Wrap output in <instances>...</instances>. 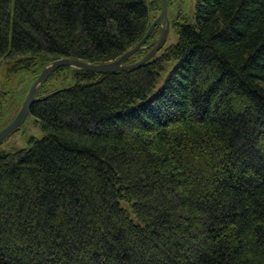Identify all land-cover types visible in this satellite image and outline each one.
Here are the masks:
<instances>
[{"label":"trees","instance_id":"obj_1","mask_svg":"<svg viewBox=\"0 0 264 264\" xmlns=\"http://www.w3.org/2000/svg\"><path fill=\"white\" fill-rule=\"evenodd\" d=\"M160 9L0 0L6 79L113 60ZM192 16L134 69L60 67L47 78L68 69V87L41 84L29 115L42 136L0 150V264H264V0H194Z\"/></svg>","mask_w":264,"mask_h":264},{"label":"rangeland","instance_id":"obj_2","mask_svg":"<svg viewBox=\"0 0 264 264\" xmlns=\"http://www.w3.org/2000/svg\"><path fill=\"white\" fill-rule=\"evenodd\" d=\"M194 10V0H168L167 14L170 22L169 32L163 48L157 52L160 54L164 48L168 45L176 42L177 34L175 29L172 27V21L178 16V20L182 23L184 18L192 19ZM161 30V27H160ZM158 38V37H157ZM157 38L153 39L150 43L154 42ZM9 62L0 63V91L9 92L10 98L6 103L5 115L0 119V129L8 124L16 115L18 103L20 99L25 97L32 81L31 72H20L16 75L6 79ZM32 71H36L34 67ZM74 81L71 71L64 70L59 72H53V74L47 78L43 83L42 89L45 92L55 91L63 87H68ZM11 97H13L11 99ZM42 130L38 123L34 121L33 116L28 115L21 125L20 129L13 134L6 137L0 143V150H14L28 147L30 137L40 138L42 136Z\"/></svg>","mask_w":264,"mask_h":264},{"label":"water","instance_id":"obj_3","mask_svg":"<svg viewBox=\"0 0 264 264\" xmlns=\"http://www.w3.org/2000/svg\"><path fill=\"white\" fill-rule=\"evenodd\" d=\"M167 18V1L161 0V9L160 13L154 18V20L149 25L147 31L143 35V37L130 49H128L126 52H124L121 56L107 61V62H101V63H90L87 61H82L78 59L73 58H60L56 59L54 61H51L47 66H45L41 72L38 74V76L33 80L31 83L23 101L22 104L17 111L14 118L6 124L2 129H0V143L9 135L16 132L21 125L23 124L24 120L27 118V116L30 113V107L32 103L36 100V95L39 91V88L41 84L45 81L46 77L49 75V73L58 67L61 66H72L74 68H81L86 71H92L94 73L99 72H112L117 71L121 69H132L140 66L147 60H149L163 45L166 34L168 31L169 23L168 21L163 22V19ZM157 22H160L161 24H165V26L162 28L161 35L159 36L157 42L147 51V53L138 59L135 62L132 63H126L127 59L137 50L146 47L145 41L149 37L153 27Z\"/></svg>","mask_w":264,"mask_h":264},{"label":"bare ground","instance_id":"obj_4","mask_svg":"<svg viewBox=\"0 0 264 264\" xmlns=\"http://www.w3.org/2000/svg\"><path fill=\"white\" fill-rule=\"evenodd\" d=\"M160 1H161V0H160ZM166 1H167V0H166ZM167 7H168V2H167ZM159 13H160V12H159ZM165 21H168V23H169V25H170V22H169V19H168V14H167V18H166V19H165V18L163 19V22H164V23H165ZM164 23L161 24L160 22H157V23L155 24V26L153 27V29H154L157 25H159V26L161 27V31H160L159 36L161 35L162 28L165 26ZM153 29H152V31H153ZM152 31H151V32H152ZM168 32H169V27H168V31H167V34H166V38H167ZM159 36H158V38H159ZM148 38H149V37H148ZM148 38H147V39H148ZM158 38H157L154 42H152L153 45L157 42ZM166 38H165V41H166ZM146 41H147V40H146ZM146 41H145V42H146ZM165 41H164V43H165ZM164 43H163V45H164ZM163 45H162V47H163ZM151 47H152V46H151ZM162 47H161V48H162ZM161 48H160V49H161ZM129 49H130V48H129ZM160 49H159V50H160ZM139 50H140V49H139ZM159 50H158V51H159ZM137 51H138V50H137ZM137 51H136V52H137ZM158 51H157V52H158ZM125 52H126V51H125ZM157 52H156V53H157ZM134 53H135V52H134ZM134 53H133V54H134ZM156 53H155L153 56H155ZM153 56H152V57H153ZM152 57H151V58H152ZM64 58H66V57H64ZM151 58H150V59H151ZM59 59H60V58H59ZM73 59H74V58H73ZM55 60H56V59H55ZM78 60H79V59H78ZM53 61H54V60H53ZM82 61H83V60H82ZM147 61H148V60H147ZM126 63H127V62H126ZM48 64H49V63H48ZM48 64H47V65H48ZM47 65H46V66H47ZM44 67H45V66H44ZM61 67H71L73 70H74V69H80V70H83V69H81V68H78V67H77V68H74V67H72V66H61ZM58 68H60V67H58ZM132 69H134V68H132ZM121 70H125V69H121ZM84 71H86V70H84ZM117 71H118V70H117ZM51 72H52V71H51ZM51 72H50V73H51ZM112 72H114V71H112ZM50 73H49V74H50ZM99 73H102V72H99ZM104 73H107V72H104ZM47 77H48V76H47ZM47 77H46V78H47ZM19 129H20V128H19ZM19 129H18V130H19ZM18 130H17V131H18Z\"/></svg>","mask_w":264,"mask_h":264},{"label":"flooded vegetation","instance_id":"obj_5","mask_svg":"<svg viewBox=\"0 0 264 264\" xmlns=\"http://www.w3.org/2000/svg\"><path fill=\"white\" fill-rule=\"evenodd\" d=\"M150 46V43L149 44H147V46L146 47H149Z\"/></svg>","mask_w":264,"mask_h":264}]
</instances>
